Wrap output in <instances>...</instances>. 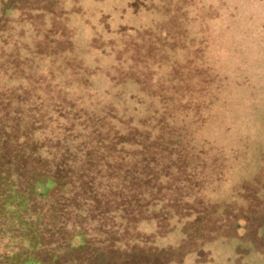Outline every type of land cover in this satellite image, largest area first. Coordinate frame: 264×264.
<instances>
[{
	"label": "trees",
	"instance_id": "1",
	"mask_svg": "<svg viewBox=\"0 0 264 264\" xmlns=\"http://www.w3.org/2000/svg\"><path fill=\"white\" fill-rule=\"evenodd\" d=\"M55 1L33 0V10L38 14L44 11L43 2H49L50 7L52 5L51 15L58 12L54 17L45 16V22L51 28L50 32L45 31V35L61 34L59 36L64 38L65 43L60 53L67 57L74 55V48H89L94 37L98 36L94 24L84 19L85 24H88V35L86 43L81 46L70 19L65 21L66 16L70 18L71 13H80L73 10L67 14L56 6ZM61 1L64 4L70 3V8H81L83 14L81 0ZM151 1L134 0L130 5L134 12L141 9L155 12L152 14L157 20L153 27L139 30L120 27L114 35L126 33L128 36L135 33L142 37L151 33H148V29L159 24L152 31V40L163 44L166 52H170L168 49L174 40L178 42V52L182 51V55L180 53L179 56L177 52V58L180 65L186 63L189 61L186 49L195 45L193 33L198 20L197 12L190 6H195L199 0H163L162 3ZM16 4L17 0H0V32L1 27L10 23L3 17V13L15 9ZM212 14L217 17L219 13L213 10ZM54 18L64 22L57 30ZM102 19L107 25V17L102 16ZM170 19L179 24V31L173 40L168 34H163L166 31L162 28L169 24ZM23 21H26L25 18L15 23ZM114 35L110 36L113 41L116 40ZM124 46L126 48L127 44ZM5 50L0 48L1 52ZM23 50L26 51L28 60L16 64L22 67L18 72L9 71L14 77H6L8 72L0 63V264H178L175 259L182 260L190 253L201 260L204 246L212 241L219 240L223 243L224 239L235 238L226 229L230 225H219L225 211L229 209L228 204H221L225 199H208L207 192L200 186H207L212 177H215L217 184L221 182L215 164L212 167L205 166V171L199 172L200 180L197 183L192 181L190 175L189 178L185 175H172L173 171L169 174L170 168L164 164L158 169L155 163L158 171L145 174L144 170L156 159L155 155L149 154L146 146L150 138L145 131L148 117L143 118L141 114L120 115L119 109L116 112L113 107H103L98 101L94 105L102 109L93 111L90 107L92 95L86 99L73 97L70 94L71 88L68 87V93L56 90L58 95L61 93L63 96L55 97L58 96L55 92L52 94L40 86L46 87L47 80L33 86V73L50 77L51 65L45 64L42 59H51L55 52L47 47L31 54L25 48ZM93 51L97 55L99 49ZM127 53L124 49L116 64L120 76L124 78L117 85L121 87H128V82L133 80L126 66ZM33 55L39 56L43 64L33 63ZM201 56L200 54L198 57ZM194 59L190 61L196 65L195 82L198 83L191 84L188 87L190 91H195L198 84L205 88L207 86V81H202V77L205 79L206 76L204 64L196 63ZM67 62L70 63L71 60ZM69 63L66 65L72 71L74 65ZM41 65L46 70H42ZM178 72L180 75L177 79L170 78L166 81L183 84V74L188 70ZM13 80L16 81L11 83ZM211 80V86L221 87L218 77ZM134 83L137 86L133 87L131 95L135 92L139 96L149 95L146 81ZM175 86L166 85V88L174 92ZM47 93L49 95L46 96ZM151 97L160 99L158 95ZM121 99L123 97L117 98V101L123 103ZM129 99L135 100V97ZM138 101V105L143 106L145 103L141 99ZM174 102L176 98L161 101L168 106ZM216 110L211 112L215 111V116L219 115L220 118L216 122L213 119L211 123H219L224 119L222 113ZM252 114L253 112L246 113L243 125L254 127L250 117ZM166 118L171 122L164 125L163 134L173 142L180 130L174 124L176 117L167 113L166 107L163 114L154 112L156 125L155 119L160 121L159 126ZM211 123L209 122L210 126ZM240 139L241 133L235 137L233 149L236 152H248L251 157L257 141L251 145L249 142L244 147V144L238 145L237 141ZM193 140L194 138L189 139L190 147H193ZM258 143L264 145V141L260 140ZM260 146L262 147L261 144ZM213 156L215 157L214 154ZM261 158L264 161V151ZM167 163H170V167L176 166L173 162ZM131 169L140 171L132 173ZM201 177L205 179L201 180ZM260 180L264 185V175L256 179V184L250 183L249 197L243 199L248 207L256 208L255 211L245 209L241 212L236 209L230 220H234L235 224H238L239 219L251 224L258 220L260 225L256 228L260 230L259 239H264V206L254 203L249 205L253 199L264 201V196L261 197L255 189L260 187ZM247 187L245 191H248ZM236 189L238 190V186L231 189L232 196L240 199ZM262 191L264 193V189ZM230 200H233L232 197ZM238 202L241 203L240 200ZM143 221H154L161 234H169L180 228L181 244L177 248L159 250L149 237L140 233L138 226ZM244 242L247 247L254 248L251 249L253 253L264 258V244L258 250L253 242ZM254 258L256 260L255 255Z\"/></svg>",
	"mask_w": 264,
	"mask_h": 264
},
{
	"label": "rangeland",
	"instance_id": "2",
	"mask_svg": "<svg viewBox=\"0 0 264 264\" xmlns=\"http://www.w3.org/2000/svg\"><path fill=\"white\" fill-rule=\"evenodd\" d=\"M133 1L81 0L82 14L81 8L73 9V7L70 8V3L64 4V1L56 0V6L65 13L68 14L74 10L82 14L71 13L70 18L67 16L65 18L66 22L70 19L76 39L81 46L86 43L88 35L86 27L88 24H85L84 19L94 24L98 34L89 48L82 50L74 48L76 49L74 55L67 57L60 53L65 43L64 38L59 36L61 34H57L58 36L45 35V31H51L49 23L45 22V16L54 17L58 14V12L54 15L50 14V12L53 13L52 5L50 7L49 2H43L44 11L38 14L33 10V0H17L15 9L3 13V17L7 18L10 23L1 27L2 32H0V48L6 49V53L0 51V63L8 72L6 77L13 75L9 71L18 72L22 69L16 65L17 63H25L28 60L23 48L31 54L40 48L47 47L48 50L55 52L51 59H46V61L42 59V62L51 65L49 67L52 69L50 70L51 75L46 77L38 72L33 73V86L47 80L46 87L40 86L52 94L55 92L58 95L56 92L58 89H61L63 93L64 91L68 93L67 88L70 87V94L73 97L86 99L87 96L92 95L90 107L93 111L102 109V107H95L94 103L98 101L103 107L107 105L113 107L116 112L119 109L120 115L141 114L143 118L148 117L145 131L149 133L150 138L146 146H148L149 154L155 155L156 159L144 170L145 174L155 173L164 164L173 169H169V174L173 171L172 175H185L188 178L190 175L192 181L197 183L200 180L199 172L205 171V166L211 165L212 167L215 164L218 167L216 173L219 174L221 182L217 184L215 177H212L207 186L202 184L200 186H203L207 192L208 199L212 201L225 199L221 204H228L229 209L225 213L223 211L224 216L219 225L222 227L230 225L228 228L226 226V229L230 231L229 233H233L235 238L224 239L223 243L215 240L205 245L208 250L204 246V256L201 260L196 259V256L190 253L182 260L175 259V261L178 264H207L206 262L209 261L213 262L208 264H264V258L253 253L251 249L254 248L247 247L244 242L251 241L260 250V245L264 244V239H259L260 230L256 228L260 222L255 220L256 223L251 224L239 219L238 224H235L234 220H230L236 209H240L241 212L245 209L255 211L256 208L248 207L243 199L246 200L249 197L250 183L256 184V179L264 175V161L261 158L264 145L258 143L260 140L264 141V0H199L195 6H190L194 12H197L198 17L193 33L195 45L186 49L189 61L182 65L177 58L178 42L174 40L168 49L170 52H166L163 44L152 40V31L157 29L159 24L148 29V33H151L142 37L135 33L129 34V37L126 33L114 35L120 27L139 30L153 27L156 24L157 18L152 14L155 12L143 9L134 12L130 5ZM162 1L152 0L151 2L162 3ZM13 6L15 7L14 3ZM213 10L218 11L217 17L212 14ZM102 16L107 17V25ZM24 18L26 21L15 23ZM53 21L56 24V30L59 29L60 24H64L59 18H54ZM178 27L177 21L170 19L169 24L162 27L166 31L163 34H168L173 40L179 31ZM112 35L116 37V40H112L110 37ZM125 44H127L126 48ZM92 49H99L98 54L96 55ZM124 49L128 51L126 66L129 75L133 78L128 82V87L126 85L117 86L124 79L116 67L119 54ZM180 53L182 55V51ZM180 53L178 52L179 56ZM200 54L202 56L198 57ZM31 59L33 63H42L37 55H33ZM193 59L196 63L203 62L206 76L205 79L202 77V81L206 80L207 86L205 88L204 85L198 84L195 91H190L188 87L193 83L195 85L198 83L195 82L197 68H194L195 63L190 61ZM68 60L71 62H67ZM66 63L74 65L72 71L68 69ZM41 69L46 70L42 68V65ZM179 70H188L183 74V84L166 81L170 78L177 79L180 75ZM215 76L218 77L221 87L211 86V79ZM139 81L140 83L146 81L149 95L139 96L136 92L131 95L134 92L133 87L137 86L134 82L139 83ZM172 84L176 85L174 92L166 88V85ZM154 95H158L160 99L152 98L151 96ZM62 96L60 93L55 97ZM119 97H123L121 99L123 103L117 101ZM131 97H135V100L129 99ZM169 98H176V102L169 106L161 103ZM138 99L145 102L143 106L136 104L139 102ZM165 107L167 113L176 117L174 124L177 129H180L173 142H170L163 134L164 125L171 121L166 118L165 121H161L162 125L158 126L160 121L155 119L157 125L154 123V112L158 111V114H163ZM215 109L218 113H222L224 118L219 123H211L213 119L216 122L220 118L219 115L215 116V111L211 112ZM248 112H253L250 117L255 129L249 124L243 125L244 116ZM239 133L242 139L237 141L238 145H246L249 142L251 145L257 141L253 147L254 150L251 151V157L248 152L241 150L236 152L233 149L234 139ZM192 138H194L193 147H190L189 139ZM169 161L179 168L170 167V163H167ZM155 163L158 169L155 168ZM165 169L162 171L164 172ZM137 171L140 170L131 169L132 173ZM202 179L205 178L201 177ZM236 186H238L236 191L240 199L232 196L231 189ZM258 186L260 187H253L262 197L264 196L262 180L259 181ZM195 187L199 188L197 185ZM246 187L248 191H245ZM239 200L241 203L238 202ZM253 203L264 206L263 200L253 199L249 205ZM237 225L240 226L236 227ZM138 227L140 233L149 237L159 250L177 248L182 242L180 228L169 234H161L154 221L140 222ZM254 255L256 260H254Z\"/></svg>",
	"mask_w": 264,
	"mask_h": 264
}]
</instances>
